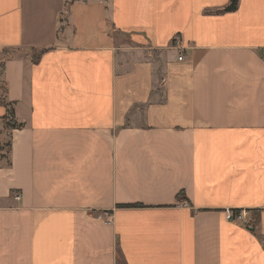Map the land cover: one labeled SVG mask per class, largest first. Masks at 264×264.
I'll use <instances>...</instances> for the list:
<instances>
[{"label": "crops", "instance_id": "1", "mask_svg": "<svg viewBox=\"0 0 264 264\" xmlns=\"http://www.w3.org/2000/svg\"><path fill=\"white\" fill-rule=\"evenodd\" d=\"M228 2L0 0V264H264V0Z\"/></svg>", "mask_w": 264, "mask_h": 264}, {"label": "trees", "instance_id": "2", "mask_svg": "<svg viewBox=\"0 0 264 264\" xmlns=\"http://www.w3.org/2000/svg\"><path fill=\"white\" fill-rule=\"evenodd\" d=\"M238 4V0H229L228 4L224 7L223 11H234L237 7ZM32 52H36V54H34L31 58L33 62H36L39 59L40 54H42L44 52V50L41 51H32ZM0 104L3 105L6 108V113L5 115L2 117V121L4 122L5 126H7L8 128H16L19 127L20 124H17L16 121L14 120V113H13V108L11 106V103H7L3 100V98H0ZM9 143H4V145L2 146H8L9 147ZM1 147V145H0ZM3 148V147H2ZM179 197H181L182 192L178 193ZM235 211L237 209H234ZM258 218H259V211L257 209L251 210V215L249 220L246 223V226L248 228H250L251 230H253L258 222Z\"/></svg>", "mask_w": 264, "mask_h": 264}, {"label": "built area", "instance_id": "3", "mask_svg": "<svg viewBox=\"0 0 264 264\" xmlns=\"http://www.w3.org/2000/svg\"><path fill=\"white\" fill-rule=\"evenodd\" d=\"M182 56L179 55L178 59L181 60ZM15 198H18V196H15ZM183 205H187L186 202L182 201ZM224 216L227 220L229 221H233V222H243V223H247V211L244 209H238V210H234V209H230V208H226L224 210Z\"/></svg>", "mask_w": 264, "mask_h": 264}, {"label": "rangeland", "instance_id": "4", "mask_svg": "<svg viewBox=\"0 0 264 264\" xmlns=\"http://www.w3.org/2000/svg\"><path fill=\"white\" fill-rule=\"evenodd\" d=\"M34 54H36V52H32V56H33ZM2 149H3L4 152H6V150H7L6 146H3Z\"/></svg>", "mask_w": 264, "mask_h": 264}]
</instances>
